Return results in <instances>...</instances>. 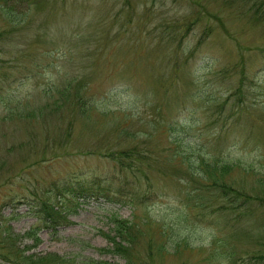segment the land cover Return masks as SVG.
Masks as SVG:
<instances>
[{
  "label": "rangeland",
  "instance_id": "obj_1",
  "mask_svg": "<svg viewBox=\"0 0 264 264\" xmlns=\"http://www.w3.org/2000/svg\"><path fill=\"white\" fill-rule=\"evenodd\" d=\"M257 1L0 0V245L125 264L118 219L134 264H264Z\"/></svg>",
  "mask_w": 264,
  "mask_h": 264
},
{
  "label": "trees",
  "instance_id": "obj_2",
  "mask_svg": "<svg viewBox=\"0 0 264 264\" xmlns=\"http://www.w3.org/2000/svg\"><path fill=\"white\" fill-rule=\"evenodd\" d=\"M231 0H221L223 5L228 6L229 2ZM240 2L248 3L250 0H239ZM258 10L255 7L257 11H259L260 15H264V0H258ZM78 89H82L83 86L81 84L77 85ZM68 96V94H62L61 97ZM67 99V97H65ZM135 147V146H134ZM123 153V152H122ZM121 153V155H122ZM135 151L133 152V154ZM132 154V155H133ZM213 170V169H212ZM212 170L210 171V179L212 185H209L212 188H215L217 190H220L222 192V195L228 196L230 198V201L234 202V199H241L240 193L238 191H234L233 188L229 185H226L224 183L221 184V182L218 184L216 183V175L212 173ZM226 172L225 169L222 171L220 170L219 173L224 175ZM58 191V189H56ZM61 195V194H60ZM60 195H57L59 197ZM238 196V198H236ZM234 205V203H232ZM41 207L39 209L38 213H42L46 218H43L44 223L52 226L57 225L60 221L65 219V215H63L60 211H56L54 208V205H48L43 202L40 203ZM115 226L112 227V233L113 235L106 234V238L108 239V242L110 243V246L106 247L105 250H101V252H107L108 254L113 255H119L120 258L125 260V264H134L131 262V260L137 259V255L134 253V246L137 244V235L138 230L136 227L132 226L131 222L128 220H118L115 219ZM13 238H9L8 240H11ZM9 248V249H8ZM6 248L2 247L0 245V264H69V260H66V256H58L55 253L53 254H43V256H36L34 253L31 255H24L25 252L29 251V247H22V249L18 248L16 245H14V241L12 240L11 244ZM228 259L235 260L234 257H232L231 254L227 255ZM246 261V260H245ZM68 262V263H67ZM244 263V262H242ZM87 264H112L108 261H99V260H87Z\"/></svg>",
  "mask_w": 264,
  "mask_h": 264
}]
</instances>
